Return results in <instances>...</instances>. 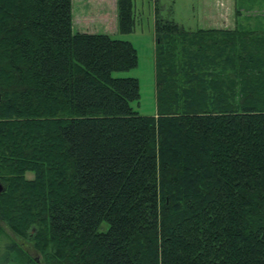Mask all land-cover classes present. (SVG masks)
<instances>
[{
  "label": "trees",
  "instance_id": "trees-1",
  "mask_svg": "<svg viewBox=\"0 0 264 264\" xmlns=\"http://www.w3.org/2000/svg\"><path fill=\"white\" fill-rule=\"evenodd\" d=\"M156 2L142 116L113 76L128 41L73 32L71 0H0V223L39 257L10 241L0 264H264V30H184Z\"/></svg>",
  "mask_w": 264,
  "mask_h": 264
},
{
  "label": "rangeland",
  "instance_id": "rangeland-1",
  "mask_svg": "<svg viewBox=\"0 0 264 264\" xmlns=\"http://www.w3.org/2000/svg\"><path fill=\"white\" fill-rule=\"evenodd\" d=\"M155 1H157L160 18L173 21L184 30L233 27L255 34H262L264 30V0H132L135 24L133 32L128 35H120L116 30V2L115 21L112 27L113 15L109 6L100 7L83 3L80 14L77 16L75 0L72 6V17L75 23L73 32L105 34L113 39L128 41L136 50L137 66L128 72L113 73V76L137 79L140 97L138 102L131 106L142 116H154L156 113ZM32 177V174H26L27 179ZM0 188L1 193L3 191L1 183ZM0 228L3 232L0 236V245L15 241L32 258L39 259L27 242L15 238L1 223Z\"/></svg>",
  "mask_w": 264,
  "mask_h": 264
},
{
  "label": "crops",
  "instance_id": "crops-1",
  "mask_svg": "<svg viewBox=\"0 0 264 264\" xmlns=\"http://www.w3.org/2000/svg\"><path fill=\"white\" fill-rule=\"evenodd\" d=\"M75 0H71L72 2V6H73V2ZM115 2L116 0H76V3H77V13L76 15L78 16L80 14V11H81V8H82V5H84L83 3H85L86 5H96V6H100V7H107L109 6L110 7V11L112 13V27L114 26L113 23L115 21V16H114V12H115ZM105 11V10H104ZM73 25H75L74 23V18L72 17V28H73ZM81 29V28H80ZM201 30H210V29H218V30H233L235 28H217V27H205V28H200ZM79 33H83V32H79Z\"/></svg>",
  "mask_w": 264,
  "mask_h": 264
},
{
  "label": "water",
  "instance_id": "water-1",
  "mask_svg": "<svg viewBox=\"0 0 264 264\" xmlns=\"http://www.w3.org/2000/svg\"><path fill=\"white\" fill-rule=\"evenodd\" d=\"M0 191H1V188H0Z\"/></svg>",
  "mask_w": 264,
  "mask_h": 264
}]
</instances>
